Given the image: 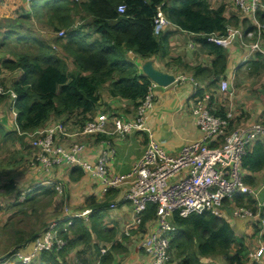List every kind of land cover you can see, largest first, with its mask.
Instances as JSON below:
<instances>
[{
    "label": "crops",
    "instance_id": "0c3cea01",
    "mask_svg": "<svg viewBox=\"0 0 264 264\" xmlns=\"http://www.w3.org/2000/svg\"><path fill=\"white\" fill-rule=\"evenodd\" d=\"M170 2L171 0H163L162 4L170 5ZM208 2L212 9L224 5L226 19L236 17L240 20L246 19L247 24L254 27V19L241 15L234 7L232 0H210ZM42 6V2H39L38 7L35 6L37 13L43 14ZM32 7H34L32 4L28 7L23 0H0V19L10 16L20 17L29 13L31 16L29 28L32 34L39 40L52 45L55 51L66 57L56 45V39L59 38L57 33L46 21L40 22L33 18L30 13ZM74 15V27L90 21V16L81 9ZM161 36L167 37L166 56L155 54L143 58L133 51H126L125 58L136 66L139 75H143L141 64L146 60H152L154 66L160 71L172 74L175 78L185 76L188 79L175 81L165 87L153 83L150 86L153 105L146 125L152 132L153 140L167 154L176 156L181 147L200 136L196 115L193 113L198 106L196 98L201 99V107L213 115L231 112L233 115L229 126L231 128L251 127L255 124L264 125V60L259 54L251 52L239 41H234L225 48L221 47L223 61L214 63L216 56L208 52L197 41L201 33L187 32L169 21L158 35V37ZM262 44L264 45V37ZM68 63L70 64V59ZM115 80V77L112 78L99 89L101 104L96 109L95 115L107 110L114 117L117 116L116 118L123 117L124 120H131L134 117L133 102L113 98L108 94V85ZM223 81L227 84V91H222L220 88ZM5 116L2 115L0 121L2 118H8ZM76 119V117H71L65 122L67 123L65 131L69 134L78 127ZM60 120L64 119L54 118L51 122L57 123L61 122ZM112 120L110 119L108 124L109 132L113 130ZM75 141L83 145L80 159L89 165L97 163L99 156L105 150V142L110 143L113 153L107 168L111 177L129 171L140 157L146 139L139 132L125 136L115 133L80 137L58 134L54 146L68 148ZM25 143L30 147L28 150H24L17 144L14 147L7 144L0 148L1 153L7 154L6 159L0 160L4 169L0 173V242L5 240V244L0 247L3 248L0 261L14 250L27 249L35 240L27 241V238L32 234L39 236L50 222L63 217V210L67 207L71 213L91 210L87 217L78 219L92 236L91 246L99 247V254L92 248L82 258H77L82 264H102L101 257L109 253L116 244H121L124 251L119 254L113 251V261L109 264H150V258L143 255L139 244L146 233L155 229L156 225L154 221L148 222L137 230H132L130 236L124 234L132 218L131 205L125 199L127 192L125 186L103 193L98 180L91 173L82 172L75 165L55 167L46 175L37 174L32 167L34 150L29 139H26ZM217 143L216 138L209 140L210 146H215ZM252 164L257 166L256 169H250ZM41 176L43 179L39 181ZM178 179L180 176H176L173 181ZM241 179L246 186L257 191V196L232 195L223 201L219 209V218L229 224L234 233L235 242L231 244L227 255L202 257L200 264H234L230 258L235 255L239 246L243 249L244 264L248 262L246 259L248 251L257 253L258 262L256 264H264V226L261 225V221L264 220V140H256L248 146L242 160ZM46 181L60 182L64 187V192L58 194L43 189ZM41 187L42 189H39ZM25 190L29 191L26 197L33 198L31 206H22L28 218L24 217L20 207L16 206L19 193ZM111 205L115 206L111 207ZM242 207L258 213V216L237 217L234 214L235 210ZM12 222H17V224H10ZM25 223L29 226V230L25 228ZM16 230L20 232L15 235ZM95 231L100 232L102 238H98ZM19 236L25 238L23 243L16 242L15 239ZM81 248L78 245L70 249L64 261H61L58 255L47 253L53 255L39 257L30 264H49L52 258L57 264H72ZM101 250L105 252L101 253ZM14 262L15 259L10 258L5 264H14ZM169 264H180V262L174 260Z\"/></svg>",
    "mask_w": 264,
    "mask_h": 264
},
{
    "label": "trees",
    "instance_id": "16d2710c",
    "mask_svg": "<svg viewBox=\"0 0 264 264\" xmlns=\"http://www.w3.org/2000/svg\"><path fill=\"white\" fill-rule=\"evenodd\" d=\"M261 1L264 5V0ZM39 2H42L44 11L43 14L37 13L36 19L46 21L56 33L65 31L64 36L56 39V45L66 57L55 51L52 45L35 37L31 30L30 33L26 31L25 27L31 21L29 13L3 19L4 23L14 21L15 30L0 32V46L9 47L13 40L15 47L12 50L14 52L8 53L7 57L0 54V84L16 93L14 109L17 115L15 120L2 118L0 121V148L10 143L13 147L17 144L28 150L30 147L25 143L29 139L27 133L43 130L57 123L65 126V122L71 117L77 118L78 127L94 119L99 114L95 115V111L101 104L99 89L114 77L116 80L108 85V94L113 98L132 101L135 111L148 92L151 82L144 75L138 74L136 66L125 58V53L133 51L143 58L155 54L166 56L167 37H158L153 33V18L158 9L180 29L201 33L197 41L216 56L214 63L223 61V51L220 46L206 41L205 35H221L226 25L241 26L245 32L254 29L247 24L246 19H226L225 6L212 9L207 0H171L170 5H163V0H33L32 6L38 7ZM122 4L125 5V12L119 13L117 9ZM79 9L90 16V21L74 27V14ZM255 18L264 24V10H258ZM8 71L16 73V76L10 78L6 75ZM2 79H6L9 84L6 85ZM7 105L8 97H0V111L7 109ZM100 113L107 114L109 118L117 117L107 110ZM54 118L64 120L52 123ZM256 167L252 164L250 169L254 170ZM3 171L0 164V173ZM43 189L56 193L53 183L44 185ZM32 201L33 198L28 196L24 202H17L16 206L20 207L26 218V210L22 206H31ZM155 213L156 206L149 203L140 226L154 221ZM169 221L175 227V231L169 235L170 262L178 260L180 264H200L202 257L227 255L231 244L235 242L229 224L210 212L191 214L186 218L173 213ZM10 224L15 225L17 222ZM67 230L60 231L66 240V246L62 250L42 252L39 257L55 254L64 261L68 251L78 245L82 248L75 255L76 258H82L92 248L99 254V247L91 246L92 236L80 219L74 218V223ZM18 232L20 231L16 230L15 235ZM95 232L98 238H102L100 232ZM37 236L30 235L27 241ZM23 239L25 238L19 236L15 240L23 243ZM113 251L119 254L124 248L121 244L113 246L109 253L101 257L102 264L113 261ZM141 252L148 257L144 251ZM230 261L243 264L245 258L241 246ZM49 264L57 263L52 258Z\"/></svg>",
    "mask_w": 264,
    "mask_h": 264
},
{
    "label": "built area",
    "instance_id": "2783aa9c",
    "mask_svg": "<svg viewBox=\"0 0 264 264\" xmlns=\"http://www.w3.org/2000/svg\"><path fill=\"white\" fill-rule=\"evenodd\" d=\"M23 1L28 6L33 2V0ZM232 3L241 15L254 19V29L245 32L242 27L226 25L221 35H205L206 41L223 48L234 41H239L251 52L259 53L264 60V47L261 44L264 24L255 20L256 12L264 10L263 2L261 0H232ZM117 10L119 13H124L125 5L118 6ZM168 23L164 13L158 9L153 18L154 35L158 36ZM64 34L63 30L57 33L58 37ZM186 80L188 79L185 76L175 78V81ZM220 88L222 91H227L225 81L221 82ZM3 96L8 97L7 109L12 119L15 120L17 113L14 103L17 95L13 90L0 84V97ZM196 102L198 106L193 113L196 115L200 136L181 147L176 156L167 154L153 140L152 132L146 125L153 105L149 88L143 100L136 107L131 120H124L123 117L109 118L107 114L99 113L94 119L77 127L71 134L65 131V126L61 123L27 133L34 149L32 167L37 174H47L55 167L75 165L82 172L91 173L101 184L103 193L125 186L127 189L125 199L132 209L131 221L124 231L126 236H130L132 230L140 227L147 205L149 203L155 205L154 223L156 227L142 238L139 249L148 255L150 264H169L171 259L169 235L175 231V227L169 220L173 213H177L182 218L204 212L220 217L219 209L223 201L232 195L257 196L256 190L242 182L241 166L248 146L257 139L264 140V125L255 124L251 127L231 128L229 127L233 117L231 112L213 115L201 107V99L196 98ZM110 119H113L111 121L112 132L108 129ZM137 132L142 133L146 139L143 151L129 171L118 176L110 177L108 174L107 165L113 153L111 144L108 142H105V150L95 165H89L80 159V153L83 150L80 142L71 143L68 148L54 146L56 134L80 137L115 133L125 136ZM212 138L218 140L217 145H209V140ZM176 176H180V179L173 181ZM53 185L56 193L64 192V187L60 182L56 181ZM28 192V190L20 192L17 202H24ZM114 206L111 205V207ZM90 212L91 210L88 209L71 213L65 207L63 217L50 222L27 249L12 251L0 261V264L7 263L10 258L15 259L14 264H30L37 260L42 252L62 250L66 246V240L60 231L66 232L74 218L87 217ZM234 214L243 218L258 216V213L244 207L235 210ZM261 225L264 226V220L261 221ZM100 252L104 253L105 250ZM246 259L248 261L246 264H256L258 255L256 252L248 251ZM73 264L82 263L76 258Z\"/></svg>",
    "mask_w": 264,
    "mask_h": 264
},
{
    "label": "rangeland",
    "instance_id": "374dc122",
    "mask_svg": "<svg viewBox=\"0 0 264 264\" xmlns=\"http://www.w3.org/2000/svg\"><path fill=\"white\" fill-rule=\"evenodd\" d=\"M30 13H31V15L33 16V18H36L37 10L35 9V7H32ZM8 29H11L12 31L15 30L14 21L4 23V22H3V19H0V32H1V33H4V32L7 31ZM25 29H26L27 32L30 33V29H29V26H28V25L25 27ZM11 33H13V32H11ZM11 36H13V35H11ZM0 41H1V37H0ZM14 47H15V42H14L13 40H11V42H10V44H9V47H7V46H0V54H1L2 56H6V57H7V56H8V53H13V52H14V51H12V50H14ZM6 75L9 76L10 78H12V76L15 75V73H10V72L8 71ZM2 80L4 81V83H5L6 85L9 84V83H8V84L6 83V79H2ZM7 113H8V109H7V110H6V109L1 110V111H0V117H1L2 115L7 114ZM7 117H8L9 119L12 120V118H11L10 116H7ZM11 120H10V121H11ZM57 135H58V134L55 135V139H56V136H57ZM55 139H54V141H55ZM75 142H78V141H75ZM73 143H74V142H73ZM6 144H10V143H6ZM6 157H7V154L1 153V151H0V160H1V159H6ZM15 170H16V169H15ZM34 175H35V174H34ZM37 179H38V178H37ZM41 179H43V176L40 177L39 181H41ZM0 204H1V203H0ZM25 228H26L27 230H29V226L27 225V223H25ZM4 244H5V240L1 241V242H0V247L3 246ZM2 249H3V248H0V255H1Z\"/></svg>",
    "mask_w": 264,
    "mask_h": 264
},
{
    "label": "water",
    "instance_id": "95a60500",
    "mask_svg": "<svg viewBox=\"0 0 264 264\" xmlns=\"http://www.w3.org/2000/svg\"><path fill=\"white\" fill-rule=\"evenodd\" d=\"M141 72L148 80L158 86H168L175 82V76L157 69L152 60H146L141 64Z\"/></svg>",
    "mask_w": 264,
    "mask_h": 264
},
{
    "label": "clouds",
    "instance_id": "9594fccd",
    "mask_svg": "<svg viewBox=\"0 0 264 264\" xmlns=\"http://www.w3.org/2000/svg\"><path fill=\"white\" fill-rule=\"evenodd\" d=\"M72 1H73V0H72ZM207 1H209V0H207ZM31 4H32V3H31ZM31 4H30V5H31ZM30 5H29V6H30ZM29 6H28V7H29ZM7 18H8V17H7ZM7 18H2V19H7ZM229 26H231V25H229ZM239 27H241V26H239ZM262 38H263V36H262ZM261 44H262V41H261ZM262 46L264 47L263 44H262ZM7 115L11 117V114H10L9 112L7 113ZM11 118H12V117H11ZM12 120H14V119H12ZM29 140H30V139H29ZM33 150H34V149H33ZM41 175H43V174H41ZM45 175H46V174H45ZM54 182H56V181H46V182H45V185H48L49 183L52 184V183H54ZM216 217H217V216H216Z\"/></svg>",
    "mask_w": 264,
    "mask_h": 264
}]
</instances>
